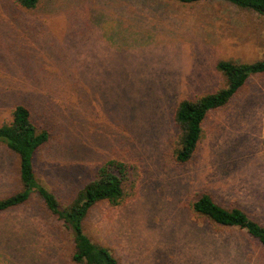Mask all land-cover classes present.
Segmentation results:
<instances>
[{"label": "rangeland", "instance_id": "1", "mask_svg": "<svg viewBox=\"0 0 264 264\" xmlns=\"http://www.w3.org/2000/svg\"><path fill=\"white\" fill-rule=\"evenodd\" d=\"M264 56V16L228 0H0V122L26 105L50 132L36 172L62 206L110 159L134 165L120 205L84 222L118 264H264L239 228L195 216L210 192L264 224V72L210 110L193 159L173 155L179 102L226 86L220 60ZM20 189L17 155L0 143V198ZM74 238L43 200L0 213V264H76Z\"/></svg>", "mask_w": 264, "mask_h": 264}, {"label": "trees", "instance_id": "2", "mask_svg": "<svg viewBox=\"0 0 264 264\" xmlns=\"http://www.w3.org/2000/svg\"><path fill=\"white\" fill-rule=\"evenodd\" d=\"M25 9H35L41 0H15ZM195 3L201 0H178ZM238 7L264 16V0H228ZM217 69L224 75L226 86L216 92L194 99H183L177 105L174 121L178 136L174 141L173 155L178 164L189 163L203 138V123L210 110L226 106L245 85L250 74L264 72V56L251 63L220 60ZM50 141V132L39 127L31 110L16 105L9 119L0 122V143L5 144L19 160L20 189L0 198V213L26 203L38 195L51 215L61 220L73 235L75 247L71 259L76 264H118L119 261L106 245L93 241L85 231L84 222L91 209L107 201L122 204L134 188L135 167L125 161L110 159L102 164L94 178L79 188L73 198L62 206L57 194L38 177L35 158ZM191 212L206 217L223 227L239 228L264 246V224L252 217L243 207H225L217 203L210 192H202L189 202Z\"/></svg>", "mask_w": 264, "mask_h": 264}]
</instances>
